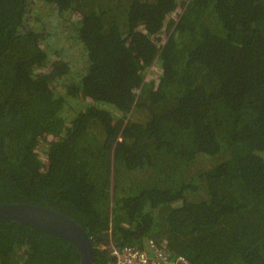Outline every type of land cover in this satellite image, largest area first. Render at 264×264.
Listing matches in <instances>:
<instances>
[{"label":"trees","instance_id":"trees-1","mask_svg":"<svg viewBox=\"0 0 264 264\" xmlns=\"http://www.w3.org/2000/svg\"><path fill=\"white\" fill-rule=\"evenodd\" d=\"M0 203L110 248L264 264V0H0ZM0 219V264H78Z\"/></svg>","mask_w":264,"mask_h":264},{"label":"water","instance_id":"water-1","mask_svg":"<svg viewBox=\"0 0 264 264\" xmlns=\"http://www.w3.org/2000/svg\"><path fill=\"white\" fill-rule=\"evenodd\" d=\"M0 219L15 221L70 241L78 250V264H92L94 246L85 229L49 207L29 203H0Z\"/></svg>","mask_w":264,"mask_h":264},{"label":"built area","instance_id":"built-area-1","mask_svg":"<svg viewBox=\"0 0 264 264\" xmlns=\"http://www.w3.org/2000/svg\"><path fill=\"white\" fill-rule=\"evenodd\" d=\"M110 255L113 259L109 264H189L183 256L168 258L162 249H155L151 255L130 247L110 248Z\"/></svg>","mask_w":264,"mask_h":264}]
</instances>
